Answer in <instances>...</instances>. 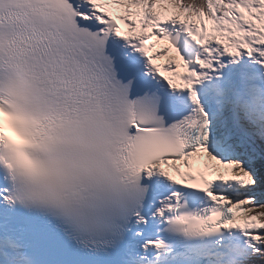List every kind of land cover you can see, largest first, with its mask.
Wrapping results in <instances>:
<instances>
[{
	"label": "snow or ice",
	"instance_id": "1",
	"mask_svg": "<svg viewBox=\"0 0 264 264\" xmlns=\"http://www.w3.org/2000/svg\"><path fill=\"white\" fill-rule=\"evenodd\" d=\"M0 264H264V0H0Z\"/></svg>",
	"mask_w": 264,
	"mask_h": 264
},
{
	"label": "bare ground",
	"instance_id": "2",
	"mask_svg": "<svg viewBox=\"0 0 264 264\" xmlns=\"http://www.w3.org/2000/svg\"><path fill=\"white\" fill-rule=\"evenodd\" d=\"M165 55H166V54H165ZM157 60H160V61H163V62H164V57H163V56L158 57V58L156 59V61H157ZM163 62H162V63H163Z\"/></svg>",
	"mask_w": 264,
	"mask_h": 264
},
{
	"label": "rangeland",
	"instance_id": "3",
	"mask_svg": "<svg viewBox=\"0 0 264 264\" xmlns=\"http://www.w3.org/2000/svg\"><path fill=\"white\" fill-rule=\"evenodd\" d=\"M166 55H168V56H173V58H175V57H174V54H173V53H171V52H169V53H166Z\"/></svg>",
	"mask_w": 264,
	"mask_h": 264
}]
</instances>
